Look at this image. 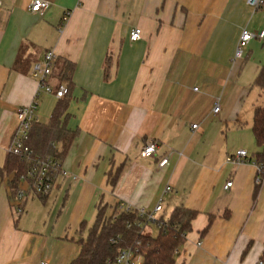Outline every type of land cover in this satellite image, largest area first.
<instances>
[{"label":"crops","instance_id":"1","mask_svg":"<svg viewBox=\"0 0 264 264\" xmlns=\"http://www.w3.org/2000/svg\"><path fill=\"white\" fill-rule=\"evenodd\" d=\"M31 1L0 7V264H70L81 250L79 229L93 225L100 203L109 213L121 203L153 210L162 198L158 217L181 204L199 212L176 264H264V178L255 196L258 147L243 112L254 89L264 94L254 86L264 39L235 59L242 30H264V10L246 0H46L47 10L32 13ZM134 28L142 30L137 41ZM47 51L75 63L67 112L78 134L63 160L68 175L47 198L30 194L17 213L13 174L1 169L16 110L37 96L33 66ZM19 55L28 72L14 68ZM60 99L42 95L37 114L48 120L40 122ZM149 142L156 150L146 157ZM241 148L249 159L228 163ZM119 166L112 187L108 174Z\"/></svg>","mask_w":264,"mask_h":264},{"label":"trees","instance_id":"2","mask_svg":"<svg viewBox=\"0 0 264 264\" xmlns=\"http://www.w3.org/2000/svg\"><path fill=\"white\" fill-rule=\"evenodd\" d=\"M106 67L108 68V65ZM14 68L21 72H28L30 66L19 55ZM74 71L75 63L72 61L61 58L55 60L53 75L58 78L55 90L63 83H67L66 96L58 100L47 123L33 124L27 142V145L32 148L36 155L40 157L52 156L61 163H63L73 140L78 134V130L68 128L70 116L67 111L70 103L69 97L72 95L74 87L72 81ZM106 76L107 73H105ZM254 86L264 90V64L255 78ZM252 130L258 147V151L254 154L255 164L260 167L261 175L264 176L263 106H257L254 109ZM28 162L23 156L10 153L5 167L1 169L8 174H13L10 181L13 199L18 193L20 177L29 168ZM122 170L123 167L119 166L114 171L109 172V184L112 187L117 184ZM57 176H60V172H57ZM58 182L59 180L57 184ZM259 187L260 184H257L255 196ZM49 195L39 194L38 196L47 198ZM108 209L107 204L100 203L93 225L87 227L86 222L82 223L79 229L81 235L78 239L81 250L70 264H106L109 259L116 258L122 250L131 247L136 248L141 255L142 264H176V253L186 241L187 235L193 229V222L199 215L196 210L183 204L178 205L167 217L161 216L159 218L163 221V225L159 228V233L154 236L147 232L149 223L146 222V219H143L144 227L135 223L142 220L137 208L121 209L117 204L112 212L109 213ZM14 210L16 212L15 205ZM206 230L207 228L203 230V233ZM262 260L264 262V252Z\"/></svg>","mask_w":264,"mask_h":264},{"label":"built area","instance_id":"3","mask_svg":"<svg viewBox=\"0 0 264 264\" xmlns=\"http://www.w3.org/2000/svg\"><path fill=\"white\" fill-rule=\"evenodd\" d=\"M246 2L253 7L255 10H264V0H246ZM2 6V0H0V7ZM50 6V2L46 0H32L29 4V10L32 13H43ZM68 15L64 17L66 21ZM142 37V30L140 28H134L130 31V39L132 41H137ZM253 39H264V30L258 32H252L248 29H243L235 50V59H241L244 56V52ZM55 54L53 51H47L44 53L41 60L37 61L32 69L33 77L38 81V92L33 103L21 106L17 108L16 114L18 119V126L14 132L9 153L17 154L23 156L27 161H29V168L25 174L20 177L18 193L13 199L15 209L17 213L23 212V204L26 198L30 194L36 195H49L53 192L56 187L57 181L60 177H65L68 172L64 169L63 163L55 159L52 156L40 157L35 154L32 148L27 145L30 138V132L34 123L40 122V118L37 114V109L41 101V97L44 94H54L58 98H63L66 93V88L62 85L55 90V85L51 83V78L53 74V68L55 65ZM198 90V88H195ZM220 111V99L215 102V107L213 109L214 113ZM194 129L198 128V124H193ZM156 150V144L154 142H149L145 144L142 148V155L149 157L154 154ZM249 159V153L246 149L241 148L235 152L229 154L227 157V162L233 165H240L245 163ZM169 163V157L165 156L159 161V166L164 167ZM258 167L257 184H261L264 176L261 175V169ZM57 172H60V176H57ZM232 186V182L229 181L225 185L228 189ZM171 187L168 186L166 191L169 192ZM163 198L155 206L153 210H147L146 208H137L138 214L142 220L136 221L138 226L144 227L143 219H146L150 224L157 225L161 228L163 221L157 216V213L163 211ZM121 209H131L132 206L129 204L121 203L118 205ZM148 225V226H149ZM147 226V227H148ZM38 264H51L47 260L40 261ZM106 264H142L141 255L138 253L137 249L134 247L126 248L122 250L118 256L114 259H109Z\"/></svg>","mask_w":264,"mask_h":264},{"label":"rangeland","instance_id":"4","mask_svg":"<svg viewBox=\"0 0 264 264\" xmlns=\"http://www.w3.org/2000/svg\"><path fill=\"white\" fill-rule=\"evenodd\" d=\"M256 40H259V39H256ZM249 44H250V42H249ZM249 44H248L247 48L249 47ZM244 75H247V73H244ZM247 77L248 76H246V77L242 76L243 82L247 81ZM255 92H256V89H254V91L248 97V99L246 101V104L244 106V111H243L246 114V117L249 120V123H251L252 120H253L252 103L256 102L257 104H260V105L263 104L264 105V94L262 96L258 97ZM257 97H258V99H257ZM40 119H41V121L46 122L48 120V116L42 115V116H40ZM147 232L152 234V235H154V236H156L159 233V228L157 227V225L150 224L147 227Z\"/></svg>","mask_w":264,"mask_h":264}]
</instances>
